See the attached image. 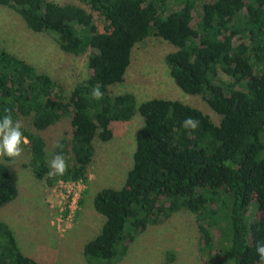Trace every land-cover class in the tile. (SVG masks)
<instances>
[{
  "label": "trees",
  "instance_id": "obj_1",
  "mask_svg": "<svg viewBox=\"0 0 264 264\" xmlns=\"http://www.w3.org/2000/svg\"><path fill=\"white\" fill-rule=\"evenodd\" d=\"M59 5L50 0H0L27 28L54 34L60 49L80 56L90 51L91 75L69 96L53 78L0 44V118L10 110L28 138L34 177L52 187L58 181L87 182L95 142L114 137L113 124L139 112L133 166L122 188L105 187L94 198L105 218L100 233L87 242L88 264H116L149 225L179 210L198 217L205 264H259L264 242V0H80ZM195 14L198 20L194 23ZM95 18L103 30L95 29ZM150 37L177 48L165 57L174 83L185 93H206L220 117L177 100L155 98L138 105L133 94H113L124 82L134 47ZM222 75L242 85L235 89ZM100 86L102 100H93ZM200 121L196 131L183 121ZM69 120L70 138L58 142L68 163L62 177L48 175L47 143L42 133ZM19 189L0 160V209ZM253 209V210H252ZM252 210V211H251ZM251 212L257 220L249 222ZM170 259L172 256L170 255ZM0 264H45L26 256L13 230L0 220Z\"/></svg>",
  "mask_w": 264,
  "mask_h": 264
},
{
  "label": "rangeland",
  "instance_id": "obj_2",
  "mask_svg": "<svg viewBox=\"0 0 264 264\" xmlns=\"http://www.w3.org/2000/svg\"><path fill=\"white\" fill-rule=\"evenodd\" d=\"M50 1L84 7L80 0ZM197 20L195 14L194 23ZM103 24L95 18L97 31L103 30ZM0 44L39 72L50 75L67 96L92 73L88 66L90 51L80 56L63 52L54 34L30 31L16 12L4 6H0ZM176 50L173 45L155 37L138 43L133 49L124 82L111 87V92L133 94L138 105L155 98L177 100L202 111L219 124L220 117L206 103L205 92L185 94L169 75L165 57ZM221 77L235 89H242V85L227 76ZM143 124L139 112L128 122L113 124V139L95 142L88 180L80 185L57 182L48 187L45 180H37L28 166L30 152L27 146L23 147L19 158L0 157L19 189L18 198L0 209V220L13 230L26 256L45 264H88L83 248L100 233L105 221L94 208V198L105 187L119 189L125 186L133 166L136 134ZM22 125L30 127V121L25 120ZM70 133L69 120L42 133L49 162L55 153L54 143L70 138ZM251 211L248 219L252 223L258 215ZM198 217H202V213L197 216L179 210L170 218L149 225L130 245L123 260L116 264H205Z\"/></svg>",
  "mask_w": 264,
  "mask_h": 264
},
{
  "label": "clouds",
  "instance_id": "obj_3",
  "mask_svg": "<svg viewBox=\"0 0 264 264\" xmlns=\"http://www.w3.org/2000/svg\"><path fill=\"white\" fill-rule=\"evenodd\" d=\"M91 97L93 100H102L104 93L100 86L96 85L92 89ZM6 114L0 118V157H8L9 159L19 158L23 153V147L29 143L27 137L23 135L22 124L19 120H13L10 110H5ZM200 121L192 117H188L183 121V127L196 131L199 128ZM54 147L62 149L59 142L54 143ZM50 177H62L68 171V163L62 152L55 154L49 162ZM256 255L259 258V264H264V242L257 243Z\"/></svg>",
  "mask_w": 264,
  "mask_h": 264
},
{
  "label": "built area",
  "instance_id": "obj_4",
  "mask_svg": "<svg viewBox=\"0 0 264 264\" xmlns=\"http://www.w3.org/2000/svg\"><path fill=\"white\" fill-rule=\"evenodd\" d=\"M59 183H65L66 185H80L81 183H83L82 181L79 182H64V181H58ZM71 194V193H69ZM74 196H76V193H73Z\"/></svg>",
  "mask_w": 264,
  "mask_h": 264
},
{
  "label": "crops",
  "instance_id": "obj_5",
  "mask_svg": "<svg viewBox=\"0 0 264 264\" xmlns=\"http://www.w3.org/2000/svg\"><path fill=\"white\" fill-rule=\"evenodd\" d=\"M7 206V205H6ZM7 208V207H6ZM2 209V208H1ZM2 221V220H1ZM2 222H4V221H2ZM4 223H6V222H4ZM7 224V223H6ZM8 225V224H7ZM9 226V225H8ZM10 227V226H9ZM15 234V233H14ZM16 237V236H15ZM17 239V238H16ZM19 244V243H18ZM22 251V250H21Z\"/></svg>",
  "mask_w": 264,
  "mask_h": 264
}]
</instances>
